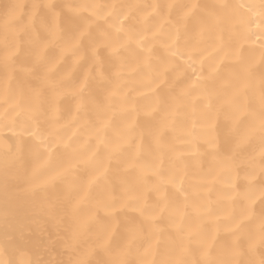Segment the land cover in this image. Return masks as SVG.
I'll list each match as a JSON object with an SVG mask.
<instances>
[{"label":"clouds","instance_id":"1","mask_svg":"<svg viewBox=\"0 0 264 264\" xmlns=\"http://www.w3.org/2000/svg\"><path fill=\"white\" fill-rule=\"evenodd\" d=\"M0 264H264V0H0Z\"/></svg>","mask_w":264,"mask_h":264}]
</instances>
